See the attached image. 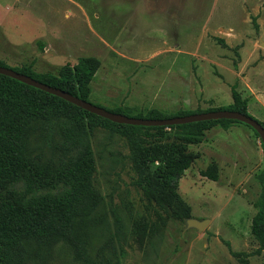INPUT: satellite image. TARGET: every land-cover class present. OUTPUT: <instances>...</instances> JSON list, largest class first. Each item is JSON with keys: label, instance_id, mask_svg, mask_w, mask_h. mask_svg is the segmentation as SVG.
Segmentation results:
<instances>
[{"label": "rangeland", "instance_id": "1", "mask_svg": "<svg viewBox=\"0 0 264 264\" xmlns=\"http://www.w3.org/2000/svg\"><path fill=\"white\" fill-rule=\"evenodd\" d=\"M261 43L264 0H0V63L58 75L91 58L98 67L89 103L109 112L228 108L233 83L240 94L247 86L264 93ZM64 121L29 124L30 163L46 170L68 163L74 153L61 148ZM83 123L99 200L76 216L70 237L24 240V264H264L251 234L264 158L250 128L238 124L239 136L214 125L189 145L178 196L165 204L141 190L125 137L95 120ZM209 166L216 182L201 175ZM188 218L209 224L187 230Z\"/></svg>", "mask_w": 264, "mask_h": 264}, {"label": "trees", "instance_id": "2", "mask_svg": "<svg viewBox=\"0 0 264 264\" xmlns=\"http://www.w3.org/2000/svg\"><path fill=\"white\" fill-rule=\"evenodd\" d=\"M0 66L8 68L1 63ZM97 67L95 60L81 58L73 66H62L58 75L35 73L30 67L12 70L89 102L90 83ZM230 97L228 108L211 107L167 114L157 109L123 106L110 112L157 120L229 110L255 119L247 112L248 101L236 90V84L230 89ZM52 117L65 118L60 127L61 148L74 154L66 165L46 170L28 161L25 134L32 121ZM85 119L95 120L101 128L126 138L135 157L141 190L165 204L176 200L179 181L191 164L187 147L200 144L211 126L219 125L226 131L231 124H241L219 120L170 127L119 125L0 75V264H24L22 243L26 239L70 237L76 216L85 207L98 202L92 184L94 159L83 123ZM256 121L264 129V123ZM261 148L263 151L262 145ZM201 175L209 181L218 180L214 166L207 167ZM260 181L263 201L259 214L252 218L251 234L264 249V169Z\"/></svg>", "mask_w": 264, "mask_h": 264}, {"label": "water", "instance_id": "3", "mask_svg": "<svg viewBox=\"0 0 264 264\" xmlns=\"http://www.w3.org/2000/svg\"><path fill=\"white\" fill-rule=\"evenodd\" d=\"M261 46L264 43L260 44ZM0 75L16 80L24 85L33 87L52 96L58 97L63 101L70 103L83 111L93 114L97 117L108 120L112 123L119 125L140 126V127H170L177 125H185L190 123L204 122V121H219V120H231L248 126L259 138L260 144L264 151V129L262 126L249 116L243 115L239 112L229 110H218L206 113L191 114L182 117H172L166 119H140L133 117H126L124 115L116 114L104 110L100 107L92 105L89 102L83 101L77 97H73L64 91L49 87L45 84L20 74L12 69H8L0 66ZM209 221L207 219L198 220L195 218H188L185 220V229L195 230L201 233L208 226Z\"/></svg>", "mask_w": 264, "mask_h": 264}, {"label": "crops", "instance_id": "4", "mask_svg": "<svg viewBox=\"0 0 264 264\" xmlns=\"http://www.w3.org/2000/svg\"><path fill=\"white\" fill-rule=\"evenodd\" d=\"M235 82H236V79H235ZM234 84L235 83H233L232 85ZM247 88L248 90L241 94L242 98L247 99L248 101L247 112L249 113V115H251L256 120L264 123V93L262 89L257 86H247ZM236 89L241 90L240 83L238 84V88ZM242 130L244 129L240 125L236 124V125L229 127L227 131H224V132H228V134L229 133L239 134L240 136ZM249 136L250 135H247L248 139H249ZM229 144L231 147H238L241 144V142L236 143L234 141L233 142L230 141Z\"/></svg>", "mask_w": 264, "mask_h": 264}]
</instances>
